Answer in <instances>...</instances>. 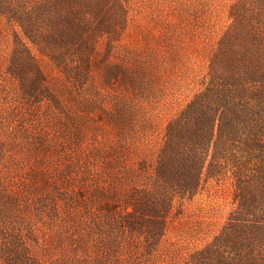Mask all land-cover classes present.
Returning a JSON list of instances; mask_svg holds the SVG:
<instances>
[{"label": "rangeland", "instance_id": "1", "mask_svg": "<svg viewBox=\"0 0 264 264\" xmlns=\"http://www.w3.org/2000/svg\"><path fill=\"white\" fill-rule=\"evenodd\" d=\"M236 54H264V0H0V264L246 256L200 254L236 210L230 178L169 205L155 173Z\"/></svg>", "mask_w": 264, "mask_h": 264}, {"label": "trees", "instance_id": "2", "mask_svg": "<svg viewBox=\"0 0 264 264\" xmlns=\"http://www.w3.org/2000/svg\"><path fill=\"white\" fill-rule=\"evenodd\" d=\"M226 65L168 124L156 180L170 205L211 179L230 178L236 210L200 254L211 257L229 245L246 256L230 263L217 255V264H256L255 245L264 242V54H236Z\"/></svg>", "mask_w": 264, "mask_h": 264}]
</instances>
